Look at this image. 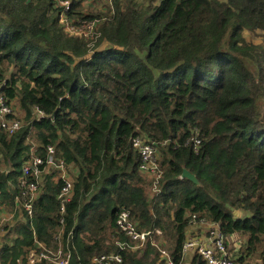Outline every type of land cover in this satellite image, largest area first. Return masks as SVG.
<instances>
[{"label": "trees", "instance_id": "16d2710c", "mask_svg": "<svg viewBox=\"0 0 264 264\" xmlns=\"http://www.w3.org/2000/svg\"><path fill=\"white\" fill-rule=\"evenodd\" d=\"M70 1L69 20H101L93 45L67 34L55 0H0V95L18 99L26 119L13 135L0 125V208L17 211L22 166L48 146L78 172L64 225V182L49 174L32 219L22 207L26 222L7 233L0 264H27L36 241L57 250L58 238L65 253L70 242L71 264L110 253L122 264H166L149 242L117 246L123 209L139 230L163 232L174 264H184L194 215L248 237L255 252L264 241V45L244 33H264V0H114L99 15ZM140 136L162 156L153 197L133 147Z\"/></svg>", "mask_w": 264, "mask_h": 264}, {"label": "built area", "instance_id": "2783aa9c", "mask_svg": "<svg viewBox=\"0 0 264 264\" xmlns=\"http://www.w3.org/2000/svg\"><path fill=\"white\" fill-rule=\"evenodd\" d=\"M59 7L63 9L60 15V23L64 25L65 31L70 36L80 37L90 42L97 38V31L101 20L86 19L77 22L68 19V11L71 8V1L55 0ZM39 117L44 114L38 112ZM0 125L9 135L15 134L23 127L21 119L16 116L15 100H10L5 95H0ZM200 141L196 140V149ZM133 147L140 157L139 169L142 173L148 175L153 180L155 193L159 191V184L163 177L160 164V152L154 141L145 136L137 137L133 140ZM37 146L33 147L35 150ZM69 166L65 160L59 158L56 154L55 146H48L44 157L33 156L22 166V177L20 178L21 192L16 198V203L21 204L27 213L28 218L32 219L34 201L38 197V191L42 180V175L47 172H55L52 175L56 181L62 180L64 185L59 194L60 212L62 218L60 224L64 225V216L67 213L69 203L73 199L74 186L69 179ZM199 222L203 226H208L206 236L197 238H186L184 245V258L188 255L198 256L205 264H238V258L242 252V247L237 243L233 236L225 235L219 224L198 220L197 216H192L190 224ZM119 233L123 234L125 239L117 240V246L121 250L130 249L137 251L144 247L148 242L155 247L161 254L162 260L166 264H174L172 255L166 250L165 237L160 229L141 231L138 224L133 221L131 211L123 209L119 213L117 220ZM57 250L45 247L42 243L36 241L35 247L31 248L27 254V264H40L44 261L51 264H71L72 252L69 249L70 242L67 243L68 251L65 253L62 240ZM57 239V240H58ZM70 239V238H69ZM38 249H41L40 251ZM123 257L121 253L104 254L94 259V264H122Z\"/></svg>", "mask_w": 264, "mask_h": 264}, {"label": "rangeland", "instance_id": "374dc122", "mask_svg": "<svg viewBox=\"0 0 264 264\" xmlns=\"http://www.w3.org/2000/svg\"><path fill=\"white\" fill-rule=\"evenodd\" d=\"M68 1L70 2V0ZM82 1H83L84 11L87 14L91 13L93 15H99V14L106 13L113 7V3H114V0H82ZM128 1L129 0H120L122 4ZM133 1L135 3H138L141 7H147L149 5H157L160 2V0H133ZM221 1H226V0H221ZM96 18H93V19H96ZM244 36L248 43H251L253 45H264V33L261 31H257V32L247 31L244 33ZM95 41L96 39H94L91 45H93ZM15 108H16V116L17 118L21 119L23 126H24L26 124L25 113L20 108L18 99H15ZM161 157H160V160H161ZM53 173L55 172L49 171L47 173H44L42 175L41 184L43 183L44 185L45 181L47 180L46 177H48L47 175L49 174L52 175ZM68 173H69V179L74 182V179L76 178L78 174L77 169L71 166L69 167ZM149 192L151 193L152 197L155 195V191L149 190ZM16 210L17 211H11L8 208H3V207L0 208V247L2 246V243L5 241V237L7 233L9 232L10 228L16 227L21 222H26L25 221L26 218L23 214L22 205L18 204V207H16ZM235 214L237 217H241L242 215H244V213L241 211H237ZM207 231H209L208 226H203L199 222H196L195 224H192V225L190 224L188 232H187V236L191 238L206 236L208 233ZM15 236L16 235L13 234L10 240L15 238ZM233 238L242 247V256L241 258L240 257L238 258V262H237L238 264H264V241L262 242L260 246L257 247V250L255 252H252L250 254L249 252L246 251V249L248 248V242H249L248 237L238 234V235H234ZM168 244L169 246H171V242L169 241L167 237H165L166 249H168ZM192 257H193L192 255H188L186 258H184V264H192Z\"/></svg>", "mask_w": 264, "mask_h": 264}, {"label": "water", "instance_id": "95a60500", "mask_svg": "<svg viewBox=\"0 0 264 264\" xmlns=\"http://www.w3.org/2000/svg\"><path fill=\"white\" fill-rule=\"evenodd\" d=\"M183 179H187L190 182L194 183L195 185H199V181L195 175L190 173L188 170L184 169L182 174Z\"/></svg>", "mask_w": 264, "mask_h": 264}]
</instances>
